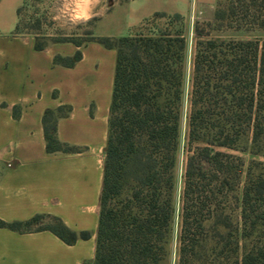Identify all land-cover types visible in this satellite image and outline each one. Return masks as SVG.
<instances>
[{
  "label": "trees",
  "instance_id": "1",
  "mask_svg": "<svg viewBox=\"0 0 264 264\" xmlns=\"http://www.w3.org/2000/svg\"><path fill=\"white\" fill-rule=\"evenodd\" d=\"M212 25L264 31V0H217ZM91 41L118 52L95 264H161L177 212L187 40L166 33ZM81 57L55 63L73 66ZM192 65L179 264H264V162L245 171L244 158L228 152L264 156V41L198 39ZM44 128L48 153L74 151L57 138L55 111L46 112ZM42 219L0 220V228L49 230L68 245L90 237L59 219L33 228ZM209 243L212 262H200Z\"/></svg>",
  "mask_w": 264,
  "mask_h": 264
},
{
  "label": "crops",
  "instance_id": "2",
  "mask_svg": "<svg viewBox=\"0 0 264 264\" xmlns=\"http://www.w3.org/2000/svg\"><path fill=\"white\" fill-rule=\"evenodd\" d=\"M27 2L0 0V220L40 215L90 237L68 245L49 230L0 228V264H95L118 52L98 41H59L38 50L34 37L19 32ZM198 3L124 0L97 29L124 26L132 36L156 15L188 17ZM97 36L120 37L106 30ZM78 52L82 57L73 66L55 63ZM49 110L56 112L59 142L73 152L48 153ZM168 264H179L178 255Z\"/></svg>",
  "mask_w": 264,
  "mask_h": 264
},
{
  "label": "rangeland",
  "instance_id": "3",
  "mask_svg": "<svg viewBox=\"0 0 264 264\" xmlns=\"http://www.w3.org/2000/svg\"><path fill=\"white\" fill-rule=\"evenodd\" d=\"M124 0H106L107 10L98 17L89 21L88 24L80 25L72 28L70 31L67 27L61 26V21L53 19V17L59 15V8L62 4V0H28L26 6L23 8L21 26L19 32L24 35L34 37L37 44L46 45L53 42L64 41H78L86 43L93 38L98 37L97 34L110 32L117 36H128L129 31L124 26H113L110 31L108 29H97V23L99 19L110 13L116 4L120 6ZM198 5L194 11L188 17H182L177 19L175 15L158 14L154 18L145 22L141 27L132 33V36H159L161 34H171L176 36L178 34L183 35L187 40L186 49V81H185V101L183 107V120L181 128V151L178 156V199L176 203L177 212L174 224V231L172 241L168 248V255L164 258L161 264H168L170 259L179 251V234H180V201L179 195L182 191V178L185 163V145L187 142V116L189 111V92H190V76L193 68V57L195 52V45L198 39L201 40H216V41H264V31H245L236 29H216V26L212 25L214 22V14L216 10L217 0H198ZM197 2V1H195ZM117 21H122V15L118 14ZM196 28L198 30H196ZM198 31L201 35L198 37L196 34ZM115 38V37H111ZM247 144L243 143L244 148ZM239 155L244 158L246 166L245 171L249 167L250 163L254 160L256 162H264L263 155H254L249 150L240 151H228ZM259 173V171L257 172ZM244 175V179H245ZM117 203V201L115 202ZM238 213L234 214V219H237ZM55 225V221L50 219H42L33 225V228H40L46 226ZM213 243L207 245V250L203 253L205 256L200 262H212L210 255ZM208 256V257H207ZM208 258V259H207ZM207 259V260H206ZM236 258H232L230 262H235Z\"/></svg>",
  "mask_w": 264,
  "mask_h": 264
},
{
  "label": "clouds",
  "instance_id": "4",
  "mask_svg": "<svg viewBox=\"0 0 264 264\" xmlns=\"http://www.w3.org/2000/svg\"><path fill=\"white\" fill-rule=\"evenodd\" d=\"M106 10V0H62L59 15L53 19L61 21V26L70 31L80 25L86 26Z\"/></svg>",
  "mask_w": 264,
  "mask_h": 264
}]
</instances>
